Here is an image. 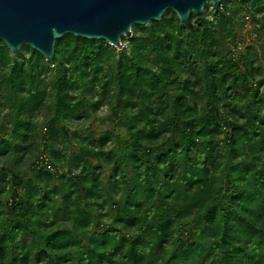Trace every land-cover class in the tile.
I'll use <instances>...</instances> for the list:
<instances>
[{
  "label": "trees",
  "instance_id": "obj_1",
  "mask_svg": "<svg viewBox=\"0 0 264 264\" xmlns=\"http://www.w3.org/2000/svg\"><path fill=\"white\" fill-rule=\"evenodd\" d=\"M245 9L264 18V0L208 4L191 29L168 10L121 50L65 35L53 63L0 41V264H264Z\"/></svg>",
  "mask_w": 264,
  "mask_h": 264
},
{
  "label": "water",
  "instance_id": "obj_2",
  "mask_svg": "<svg viewBox=\"0 0 264 264\" xmlns=\"http://www.w3.org/2000/svg\"><path fill=\"white\" fill-rule=\"evenodd\" d=\"M223 0H0V41L14 56L23 46L53 63L56 42L65 35L103 40L118 50L134 25L160 21L172 10L191 29L192 15L203 17L206 5Z\"/></svg>",
  "mask_w": 264,
  "mask_h": 264
},
{
  "label": "rangeland",
  "instance_id": "obj_3",
  "mask_svg": "<svg viewBox=\"0 0 264 264\" xmlns=\"http://www.w3.org/2000/svg\"><path fill=\"white\" fill-rule=\"evenodd\" d=\"M247 11L248 10L245 9V11L243 12V14L240 16V19L239 20L242 23V20L244 19V17H245V20H246V17H249V20L248 21L246 20V23L248 22V26L245 28L244 27L245 24L244 25L242 24L243 26L241 25L242 27L240 26V28L237 29V31L240 32L239 33L240 36H242L243 33H245L246 36H247V39H250L251 37L249 35L251 34L250 32H251V30H253L254 25H256L259 28L261 25L260 24L257 25V23H258V21H259V23H264V18H263V16H258L257 17V23H256V22H254V19L251 18V16L249 15V13ZM245 30L247 32H245ZM249 46H252L253 47V51L252 52H257L258 55H261V54H263L264 39H261V40H259V39L252 40V39H250L249 41L245 42V44L243 45V49L246 48V47H249ZM104 111H105V109L103 110V112ZM102 114H105V113H102ZM74 150H76V149H74ZM27 159H28L26 161L27 163L24 166L25 168H26V166L29 167V165L34 162V159L35 158L33 156H30Z\"/></svg>",
  "mask_w": 264,
  "mask_h": 264
},
{
  "label": "built area",
  "instance_id": "obj_4",
  "mask_svg": "<svg viewBox=\"0 0 264 264\" xmlns=\"http://www.w3.org/2000/svg\"><path fill=\"white\" fill-rule=\"evenodd\" d=\"M246 20L248 21V20H249V17H246ZM246 26H248V22H247ZM247 40L249 41L250 39H247ZM237 45H238V48H239V49H242V48H243V44L238 43ZM232 50H233V51H236V47H233ZM41 161H44V162L47 163V159H46V157H45V156H42V157H41ZM44 162H43V163H44Z\"/></svg>",
  "mask_w": 264,
  "mask_h": 264
}]
</instances>
